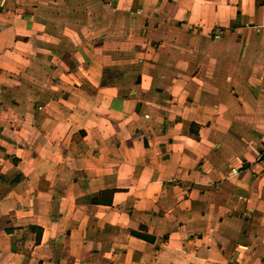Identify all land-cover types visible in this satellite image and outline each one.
Returning a JSON list of instances; mask_svg holds the SVG:
<instances>
[{
  "label": "crops",
  "instance_id": "crops-1",
  "mask_svg": "<svg viewBox=\"0 0 264 264\" xmlns=\"http://www.w3.org/2000/svg\"><path fill=\"white\" fill-rule=\"evenodd\" d=\"M79 1L0 0V264H264V0Z\"/></svg>",
  "mask_w": 264,
  "mask_h": 264
},
{
  "label": "rangeland",
  "instance_id": "rangeland-1",
  "mask_svg": "<svg viewBox=\"0 0 264 264\" xmlns=\"http://www.w3.org/2000/svg\"><path fill=\"white\" fill-rule=\"evenodd\" d=\"M81 1H83V0H81ZM81 1H79V2H81ZM84 1H85V3H88V2H90L91 0H84ZM88 6H89V5L84 4V3H82V4H75V3H74V5H72L73 9H74V10L77 9V11H81V10H83V9H86V7H88Z\"/></svg>",
  "mask_w": 264,
  "mask_h": 264
}]
</instances>
